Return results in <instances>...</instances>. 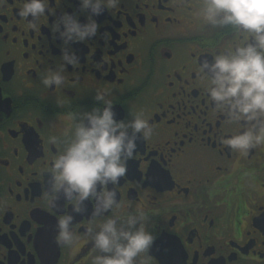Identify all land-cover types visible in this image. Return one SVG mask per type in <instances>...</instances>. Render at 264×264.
Returning a JSON list of instances; mask_svg holds the SVG:
<instances>
[{
  "label": "flooded vegetation",
  "instance_id": "af4514ba",
  "mask_svg": "<svg viewBox=\"0 0 264 264\" xmlns=\"http://www.w3.org/2000/svg\"><path fill=\"white\" fill-rule=\"evenodd\" d=\"M202 4L120 0L93 15L95 36L67 43L53 24L64 12L87 22L80 0H51L34 28L18 14L23 0L0 5V264H93L87 228L140 212L155 239L137 264H264V143L245 152L223 142L249 122L217 110L198 71L245 34L204 22ZM64 50L80 63L67 64ZM61 65L64 82L46 86ZM98 91L117 119L141 114L152 134L107 186L120 206L93 217L94 200L79 213L63 193L52 203L49 169L75 114L104 107ZM68 213L74 241L64 246L57 220Z\"/></svg>",
  "mask_w": 264,
  "mask_h": 264
},
{
  "label": "clouds",
  "instance_id": "9594fccd",
  "mask_svg": "<svg viewBox=\"0 0 264 264\" xmlns=\"http://www.w3.org/2000/svg\"><path fill=\"white\" fill-rule=\"evenodd\" d=\"M120 0H80L81 10H90L87 22L82 23L76 14L64 12L53 24L65 43L84 41L95 36L99 24L93 15L105 8L115 7ZM7 0H0V5ZM51 0H23L18 14L35 21L51 12ZM199 15L213 26L231 25L245 34V42L234 49L219 52L211 59L203 58L199 73L205 81V90L217 110L225 112L230 121L249 122L242 132L231 135L224 143L231 148L247 152L264 143V0H203ZM61 25H63L61 29ZM249 36L251 40H249ZM67 64L80 63L75 52L64 50ZM64 65L51 70L42 82L50 87L62 84ZM96 100L104 107L78 112L70 140L53 158L49 173L52 203L63 193L77 213L85 211L82 205L94 200L93 217L119 207L117 193L108 185H116L127 172L126 161L133 157L137 141L152 134V127L141 114L129 120L117 119L113 102L105 99L102 91ZM56 142V138H53ZM70 213L58 217L56 241L72 245L74 232ZM145 214L129 213L126 217L107 216L98 224L87 228L93 249L97 250L93 264H137L141 253H147L155 239L144 226ZM141 264H144L141 259Z\"/></svg>",
  "mask_w": 264,
  "mask_h": 264
}]
</instances>
